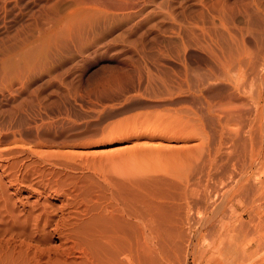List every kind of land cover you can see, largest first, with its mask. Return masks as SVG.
<instances>
[{
    "label": "rangeland",
    "instance_id": "rangeland-1",
    "mask_svg": "<svg viewBox=\"0 0 264 264\" xmlns=\"http://www.w3.org/2000/svg\"><path fill=\"white\" fill-rule=\"evenodd\" d=\"M131 18L100 24L59 59L0 63V264L227 255L241 211L233 179L262 143L264 156L259 133L240 131L261 81L237 90L233 55L264 51V0H155ZM222 61L231 67L216 77ZM171 144L195 155L184 193L143 194L112 168V152Z\"/></svg>",
    "mask_w": 264,
    "mask_h": 264
},
{
    "label": "bare ground",
    "instance_id": "bare-ground-1",
    "mask_svg": "<svg viewBox=\"0 0 264 264\" xmlns=\"http://www.w3.org/2000/svg\"><path fill=\"white\" fill-rule=\"evenodd\" d=\"M151 2H155V0H0V63L5 66V64H10L17 59L19 60L20 58L31 56H34V59L37 57L40 60H42V58L47 59V61L49 59L51 61V58L52 61L53 58L56 60V57L59 59L63 52L62 50L60 52V49L68 48L70 47L69 44L72 43L76 44L80 49L85 45L83 43L90 38L89 36L96 31V28L98 26L101 27L100 24H108L115 18L131 20L132 15L134 16L142 13L148 3ZM142 35L143 34H141V36ZM52 50H57V53H50ZM234 56L241 69L235 84L237 90L244 91L243 79H259L261 81L258 95L254 99L256 114H254L253 118L248 117V119L243 122L242 130L240 131H243L244 134H240H247L246 136L252 138L259 133L260 140L263 141L264 51L253 56L249 52L247 53L246 50H241L234 53L233 57ZM229 62L224 63L222 61L219 67L220 71L216 77L224 75L228 69H230L231 63ZM249 116H251V114ZM245 118L247 117L245 116ZM246 136H241V140L246 141L248 139ZM262 146L263 143L259 145L255 156H253L250 164L246 167L248 169L242 170L241 173L237 174L238 176L233 179L232 184L235 187L232 186V188H235V190L233 189L234 196L231 197L236 199L241 211L236 213L237 221H235V226L232 225L234 227L232 228L234 229L233 231L236 232L235 239H233V242H230L227 255H222L224 259L220 260L219 258L218 260L222 264H264V156L260 158L262 155ZM253 164L256 165V168L251 171ZM232 188H230L231 191H233ZM228 192L230 191L228 190ZM210 198L214 200L212 201L213 206L221 204L219 203L220 198L216 194L210 195ZM121 217L124 219L123 216ZM116 220H118L117 217ZM108 223L109 222H107V225H110L111 222ZM123 224L121 223L120 227ZM111 226L108 227L110 228ZM114 227L116 226L111 227V229H114ZM117 227L120 229L119 226ZM107 231L110 232L111 230L108 229ZM119 232L123 233L124 231L120 230ZM122 235L124 236V233ZM109 257L113 256L109 255ZM107 260H109V258H107ZM120 260V263H122V258ZM103 261L106 262V260ZM125 261L126 259H123V263ZM104 262L100 263L104 264ZM107 262L111 264V261ZM215 262L216 261L213 263ZM120 263L116 262V264Z\"/></svg>",
    "mask_w": 264,
    "mask_h": 264
},
{
    "label": "crops",
    "instance_id": "crops-1",
    "mask_svg": "<svg viewBox=\"0 0 264 264\" xmlns=\"http://www.w3.org/2000/svg\"><path fill=\"white\" fill-rule=\"evenodd\" d=\"M172 145V144H171ZM147 146L112 152V168L122 179H134L133 185L147 195L184 193L185 183L195 162L190 146ZM139 155L140 160H137ZM126 157H128L126 159Z\"/></svg>",
    "mask_w": 264,
    "mask_h": 264
}]
</instances>
